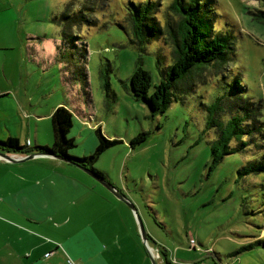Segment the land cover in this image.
<instances>
[{"label":"rangeland","instance_id":"374dc122","mask_svg":"<svg viewBox=\"0 0 264 264\" xmlns=\"http://www.w3.org/2000/svg\"><path fill=\"white\" fill-rule=\"evenodd\" d=\"M66 1L0 0V86L11 90L3 102H16L24 123L31 115V134L21 132L20 141L25 143L30 135L33 145L37 132L40 145L51 144L50 110L62 98L73 111L69 135L76 145L71 155L94 150L97 126L108 138L120 140L102 152L94 166L135 206L154 249H165L175 264H264V248L241 249L264 235V172L238 174L242 166L260 160L264 138L259 133L251 139L233 138L234 149L241 146L240 139L247 145L210 170L219 120L208 124L206 108L219 96H231L230 86L237 81L242 96L260 102L264 134V19L256 18L264 2L201 0L215 31L231 38L225 69L173 101L164 113L150 116L146 104L132 96L129 78L142 56L140 64L156 83L157 57L168 64L171 47L158 39L139 52L122 27L128 30L130 1L146 0H110L106 11L97 13L96 26L77 30L87 42V94L80 83L67 81L70 72L65 73L56 57V45L62 41L53 17ZM159 1L166 10L172 0ZM107 70L109 95L101 75ZM213 72L206 70L205 78ZM228 115L218 114L224 126ZM142 130L149 132L147 139L131 147L130 139ZM73 169L89 182L86 198L79 200L84 191L74 188L72 198L78 202L66 205L69 217L43 218L41 226L26 223L24 229L38 231L60 249L68 235L73 241L70 258L77 256L80 262L82 253L85 264H136L143 258L151 264L130 207L89 174ZM56 253L46 264H67Z\"/></svg>","mask_w":264,"mask_h":264},{"label":"trees","instance_id":"16d2710c","mask_svg":"<svg viewBox=\"0 0 264 264\" xmlns=\"http://www.w3.org/2000/svg\"><path fill=\"white\" fill-rule=\"evenodd\" d=\"M109 2L110 0H67L61 12L53 17L60 27L59 34L63 44L56 45L57 60L64 64L65 73L70 72L67 81L80 83L85 94H87L85 88L88 86L86 69L88 49L87 42L77 30L82 26L88 28L96 26L97 13H104ZM160 5L159 0L138 3L130 1L125 17L128 30L122 26L129 37V42L139 52H145V46L158 39L171 47L168 64L157 57L159 80L156 83H152L150 72L140 64L142 56L138 57V64L129 78L132 96L146 104L150 116L164 113L173 101L183 99L187 94L194 92L198 84L206 83L212 74L224 70L229 59V51L232 49L231 38L225 33L215 31L201 0H172L166 10H162L164 8L161 9ZM256 18L264 19V11H257ZM78 41H81L80 46H76ZM209 68L214 72L205 78L204 73ZM108 71L104 74L101 72L106 95H109L110 89ZM196 78L200 80L195 81ZM241 88L242 86L235 81L230 86L231 92L233 91L231 96H219L216 102L206 107L210 116L208 124L219 120L218 126L216 125L218 137L211 145L210 170L219 164L225 155L247 145L240 139L241 146L234 149L230 146L233 138L247 135L251 139V136L258 133L264 138L263 123L259 117L261 104L242 96L238 90ZM220 112L229 114L225 126L218 117ZM72 118V108L61 98V103L57 104L50 114L51 144L30 146L28 143L21 144L18 138L10 136L0 139V150L23 154L49 152L89 168L98 176L106 178L105 173L94 166L95 162L102 152L120 140L108 138L101 126H97L93 129L97 140L94 150L83 156L71 155L70 150L76 145L75 139L69 135ZM148 135V131H139L130 139L129 145L133 147L144 142ZM261 172H264V154L259 161L244 165L238 170L239 176ZM254 246L264 248V235L241 249L247 250ZM192 249H195L194 245Z\"/></svg>","mask_w":264,"mask_h":264},{"label":"crops","instance_id":"0c3cea01","mask_svg":"<svg viewBox=\"0 0 264 264\" xmlns=\"http://www.w3.org/2000/svg\"><path fill=\"white\" fill-rule=\"evenodd\" d=\"M10 91L9 86H0V139L11 136L20 141L21 132L31 131V115L27 114V121L24 123L18 114L16 102H3ZM17 102L19 105L22 104L20 101ZM60 103L55 102L52 105L50 114ZM37 137L38 134L35 132L33 145L39 144ZM20 143L33 146L30 135L26 137L25 143L21 141ZM7 153L15 157L24 155L16 152ZM73 168L76 167L50 155L14 162L0 157V264H46L53 258L52 254L55 252L67 264H85L82 253L80 262L77 256L70 258V255H73V241L68 235L62 239L63 247L60 249L57 243L53 242L54 246L50 245L49 239L42 237L38 231L24 229L27 227L26 223L41 226L43 218L69 217L66 205L69 204L71 207L73 202H78L72 198L74 188L78 192L84 191L77 196L79 200L86 198L89 182L80 177V173ZM71 174L78 178H73ZM90 186L92 188L93 185ZM149 245L157 264H175L168 260L165 249H154L151 244ZM136 264L150 263L143 258Z\"/></svg>","mask_w":264,"mask_h":264},{"label":"water","instance_id":"95a60500","mask_svg":"<svg viewBox=\"0 0 264 264\" xmlns=\"http://www.w3.org/2000/svg\"><path fill=\"white\" fill-rule=\"evenodd\" d=\"M41 155H50V156H53V157H55L57 159H60V160H62L64 162L70 163V164L78 167L79 169L83 170L84 172L89 174L91 177L96 179V181L101 183L106 189H108L111 193H113L119 200L125 202L130 207V209L133 211V213H134V215H135V217L137 219L138 230H139V233H140V237H141V240H142L143 244L147 248L151 264H157V262L155 260V257H154V255L152 253V250H151V248H150V246L148 244V237H147V234H146V231H145V228H144V224H143L140 216L138 215L135 206L120 192V190L117 187H115L105 177L98 176L93 170H91L89 168L83 167V166H81L79 164H76V163L72 162L71 160H69L67 158H64V157H61L59 155H55V154H52V153H49V152H32V153H28V154H24V155H20V156H16L15 157L14 155L8 154L7 152H4V151L0 150V157L4 158L6 160H9L11 162L32 159L34 157H38V156H41Z\"/></svg>","mask_w":264,"mask_h":264},{"label":"built area","instance_id":"2783aa9c","mask_svg":"<svg viewBox=\"0 0 264 264\" xmlns=\"http://www.w3.org/2000/svg\"><path fill=\"white\" fill-rule=\"evenodd\" d=\"M191 243L193 244L194 243V240L193 239H190ZM48 254V253H47ZM46 254V255H47ZM69 263H71L70 261H68Z\"/></svg>","mask_w":264,"mask_h":264}]
</instances>
